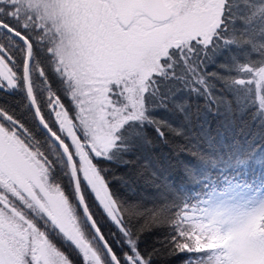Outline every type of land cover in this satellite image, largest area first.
Instances as JSON below:
<instances>
[{"label": "snow or ice", "instance_id": "6c2138e0", "mask_svg": "<svg viewBox=\"0 0 264 264\" xmlns=\"http://www.w3.org/2000/svg\"><path fill=\"white\" fill-rule=\"evenodd\" d=\"M176 261L264 264V0H0V264Z\"/></svg>", "mask_w": 264, "mask_h": 264}, {"label": "trees", "instance_id": "16d2710c", "mask_svg": "<svg viewBox=\"0 0 264 264\" xmlns=\"http://www.w3.org/2000/svg\"><path fill=\"white\" fill-rule=\"evenodd\" d=\"M148 245H149V246L151 245V240L148 241ZM175 264H179V262L176 261Z\"/></svg>", "mask_w": 264, "mask_h": 264}]
</instances>
